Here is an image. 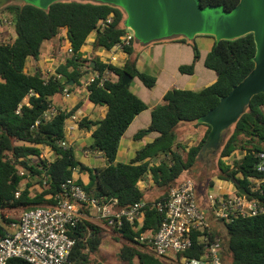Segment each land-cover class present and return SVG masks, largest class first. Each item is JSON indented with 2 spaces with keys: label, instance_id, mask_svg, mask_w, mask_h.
<instances>
[{
  "label": "trees",
  "instance_id": "1",
  "mask_svg": "<svg viewBox=\"0 0 264 264\" xmlns=\"http://www.w3.org/2000/svg\"><path fill=\"white\" fill-rule=\"evenodd\" d=\"M7 1L1 5L0 12L11 15L16 36L11 41H0V238L10 231L12 223L19 220L13 215L8 216L7 209L18 212L51 207L68 198L62 185L73 177L76 168L90 173L87 183L80 178L75 179L89 195L116 197L119 207H129L145 200L139 181L147 173H152L155 183L165 188L166 195L172 186L180 183L177 178L181 173L198 172L197 163L211 128L199 118L254 68L256 42L253 33L216 41L204 60L205 65L216 72V81L200 90L169 89L163 101L152 110L150 126L136 133V138H141L153 130L158 133L157 137L138 150L130 162H119L117 153L125 130L138 113L148 108V104L130 89V84H122V78L128 73L149 88L155 86L157 78L137 68L133 49L135 41L124 46L129 57L123 66L103 62L97 56L83 58L81 47L93 31H97L96 47L111 49L118 43L127 31L122 9L92 0H59L46 9L25 1ZM238 2L200 0L202 6L223 5L227 10ZM110 14H113L112 22L99 27V21ZM64 30L73 53L57 68L56 73L61 77L51 75L46 78L40 71L26 72L28 59L40 56L43 42L57 37ZM180 38L191 43L196 61L200 53L196 42L183 36ZM82 66L101 73L109 70L118 75L117 80L106 79L103 84L96 80L89 85V100L108 108L103 119L83 118L79 121L81 128L96 126L90 148L103 152L108 161L103 167H88L77 159L72 147L65 148L60 144L66 137V119L80 105L70 111L58 110L50 119L44 117L53 104V98L65 88H72L71 81L78 82ZM194 68L193 62L181 65L180 71L192 74ZM37 120H40L39 125L33 127ZM182 122L206 125L208 130L195 145L176 144V127ZM229 129L230 133L218 154L216 174L224 180L236 177V182L248 187L249 176H261L255 165L258 154L264 152V92L252 97L246 111ZM41 145L51 147L56 157L53 160L45 158ZM237 151L242 152L241 158L233 162L223 160ZM161 153L165 154L164 157L151 164V160ZM35 157L37 160L33 161ZM240 174L243 179H240ZM19 190L20 194L16 196ZM79 204L82 216L70 231L75 239L70 259L81 264H103L94 254L104 238V221L97 223L89 219L84 213L88 214L91 206ZM162 219L163 215L157 209L148 208L138 231L128 222L121 229L112 228L117 232L118 240L126 239L119 253L120 264H168L147 245L134 239L142 231L156 232ZM216 229L224 239L227 264H264V214L238 217L227 223L225 229ZM188 254L198 255L195 251ZM7 264L32 263L14 257Z\"/></svg>",
  "mask_w": 264,
  "mask_h": 264
},
{
  "label": "built area",
  "instance_id": "2",
  "mask_svg": "<svg viewBox=\"0 0 264 264\" xmlns=\"http://www.w3.org/2000/svg\"><path fill=\"white\" fill-rule=\"evenodd\" d=\"M113 20V14L99 21V27H105ZM134 41L133 31L127 28L121 40L113 47L123 49ZM73 53L71 46L67 49ZM118 60L113 54L106 63ZM84 86L89 91V85L99 80L111 79L105 70L86 66L80 68ZM61 77L56 72L45 75ZM64 93L69 96L68 88ZM56 110L52 105L45 112V119H50ZM67 119L75 121L71 114ZM65 122V133L70 132L75 124ZM37 120L33 127H37ZM62 147H69L66 138L60 141ZM226 157L227 162H233L242 157ZM261 176L252 175L247 178L248 187H242L233 180L219 177L213 180L207 194L199 195L193 180L184 179L172 186L168 193L156 201H138L129 207H119L116 197H97L89 195L74 179L63 183L68 198L56 206L35 207L23 211L18 222L12 223L6 235L0 238V264H7L14 257L22 258L32 264H81L70 259L75 239L70 235L72 227L80 221L82 213L79 203H87L95 209L96 217L109 228L121 229L125 222L130 223L136 231L141 227L145 212L155 208L163 215L162 222L156 232L142 231L134 236L135 241L147 245L152 252L166 262L177 264H227L226 249L223 236L216 228L225 229V225L238 217H252L264 214V152L258 154L255 165ZM23 173V172H21ZM240 179L244 176L239 175ZM245 188L248 193H242ZM20 190L16 192V196ZM197 252L190 255L188 252ZM187 252V253H186Z\"/></svg>",
  "mask_w": 264,
  "mask_h": 264
},
{
  "label": "crops",
  "instance_id": "3",
  "mask_svg": "<svg viewBox=\"0 0 264 264\" xmlns=\"http://www.w3.org/2000/svg\"><path fill=\"white\" fill-rule=\"evenodd\" d=\"M96 34L97 31L91 32L86 43L81 47L82 57L91 59L93 56H97L99 60L103 61L109 60L110 57L115 54L118 58L115 64L123 66L127 61L129 54L123 49H115L114 47L111 49L96 47ZM15 36L16 34L14 33L13 38ZM180 37H182V35L153 41L148 44H141L138 42L133 43L137 68L140 71L155 75L157 83L152 88H149L141 81H135V77L129 83L130 89L148 104V108L138 113L125 130V133L120 140L117 153V161L119 162H130L135 157L138 150L144 147L147 143L152 142L157 137L158 133L153 130H150L141 138H136V133L142 129H147L150 126L152 110L163 101L164 95L169 89L183 88L200 90L214 83L217 79V74L204 63L206 55L216 42V38L210 34H197L193 39H190L196 42L200 52L198 60L194 61V52L191 43L183 41ZM69 46L70 41L66 34V30L57 37L44 41L40 56L37 59L34 57L28 59L25 66L26 72L35 73L40 71L44 76L55 73L57 68L65 63L69 57L70 54L67 51ZM193 62L195 68L192 74L180 71L181 65H187ZM62 77L64 78V76ZM109 77L113 80L118 79V75L113 72L109 73ZM132 83H134V87H132ZM69 84L73 85L72 88H68L70 95L67 96L63 91L61 94L53 98L52 104L56 110L64 111H70L77 105H80L73 113L76 116L75 121L67 119V122L69 121L75 124V127L70 132L65 133L68 145L74 149L77 159L88 167L96 168L106 166L108 161L103 152L90 148L93 143L92 134L96 126L81 128L79 126V121L83 118L100 121L106 115L108 108L106 105L94 104L89 100V91L84 86L81 76L79 77L78 82L71 81ZM139 92H142V96ZM183 123L186 122L180 123L176 127V132L181 126L192 130V132L187 136L186 132H184L179 138L176 134V144H182L183 141L188 140V147L195 145L204 137L208 130L206 125H198L194 122L191 124L186 123L189 125H181ZM40 147H42V155L48 160H53L56 157V153L51 147L43 145ZM159 155L161 156L151 160V164L157 163L165 154L161 153ZM202 155L213 154L210 152L208 153V151H203ZM36 160L37 157L33 159V161ZM73 177L74 179L80 178L84 183H87L90 180V173L76 168ZM214 179L215 177L212 180ZM32 183H35V181L32 180ZM208 183L211 185V180H208ZM139 186L144 191H147L150 188L159 187L155 183L152 173H147L139 181ZM164 194L165 192L160 193L154 198L145 199V201H156L163 197ZM84 215L89 219L97 218L95 209L91 207L89 213H84ZM13 229L14 228H11V230Z\"/></svg>",
  "mask_w": 264,
  "mask_h": 264
},
{
  "label": "water",
  "instance_id": "4",
  "mask_svg": "<svg viewBox=\"0 0 264 264\" xmlns=\"http://www.w3.org/2000/svg\"><path fill=\"white\" fill-rule=\"evenodd\" d=\"M48 8L59 0H22ZM118 6L125 13L123 24L133 31L141 44L182 35L193 39L197 34L233 39L253 33L256 42L255 65L250 73L219 102L199 118L210 125L202 150L217 153L229 128L246 111L254 95L264 92V0H239L230 10L223 5L202 6L200 0H92ZM95 62H92V66ZM133 77L125 73L122 84ZM233 181L236 177L232 178ZM242 193L247 194L245 188Z\"/></svg>",
  "mask_w": 264,
  "mask_h": 264
},
{
  "label": "rangeland",
  "instance_id": "5",
  "mask_svg": "<svg viewBox=\"0 0 264 264\" xmlns=\"http://www.w3.org/2000/svg\"><path fill=\"white\" fill-rule=\"evenodd\" d=\"M4 1H7V0H0V11L2 10L1 5H3ZM7 2L11 3V2H24V1H22V0H8ZM124 15H125V13H124ZM4 32H6V33H4ZM14 33H15V30H14V26L12 23L11 15L8 14L7 12H0V41H5V42L11 41L13 39ZM192 48H193V46H192ZM193 52H194V49H193ZM199 55H200V53H199ZM202 67H204V66H202ZM213 72L216 73L214 70H213ZM134 80L140 81L137 77H135ZM161 81H162V79H161ZM132 87H134V83H132ZM139 94L142 96V92L141 93L139 92ZM186 123L191 124L192 122H186ZM186 123H183L181 125H189ZM184 132H186V136H187L189 133L192 132V130L184 128V126H181L180 129L176 132V134L178 135V138ZM229 133H230V129L227 131L226 136L224 138V141L228 137ZM188 143H189L188 140H185L182 142V144H185V145H188ZM220 150L217 153H214L213 155H205V156L200 155V160L197 163V165H198L197 171L198 172L195 173L193 170L184 171L183 173H181L179 175L177 180L181 181L184 179H191L194 181L195 186H196V190L200 196L207 194L208 190H210V185L208 183V180H211L213 182L212 179L214 177L215 178L218 177L216 174V170H217V165H218L219 158H220V156L218 155ZM241 155H243L242 152L237 151L234 154H232L231 157L233 158V157H238ZM203 157H204V159H203ZM223 160L225 162H227L226 158H223ZM144 192H145V199L154 198L155 196H158L160 193H164L165 188L164 187H154V188H150L149 190L144 191ZM6 213L8 214V216L13 215L14 217L20 218L21 214L23 213V210H19L18 212H15L12 209H7ZM91 220L94 222L103 223L102 220L97 219V218H91ZM103 225L106 227L107 230L105 229L104 238H103L101 247L94 254V256L99 262H101L103 264H120L119 253L121 251V248L123 246L124 241L126 242V239L120 238V240H118L117 232H115L114 229L107 227L104 223H103ZM167 263L168 264H177V263H171V262H167Z\"/></svg>",
  "mask_w": 264,
  "mask_h": 264
},
{
  "label": "flooded vegetation",
  "instance_id": "6",
  "mask_svg": "<svg viewBox=\"0 0 264 264\" xmlns=\"http://www.w3.org/2000/svg\"><path fill=\"white\" fill-rule=\"evenodd\" d=\"M209 152L211 153V151H209ZM209 152H208V153H209ZM204 156H205V155H204ZM203 159H204V157H203Z\"/></svg>",
  "mask_w": 264,
  "mask_h": 264
}]
</instances>
